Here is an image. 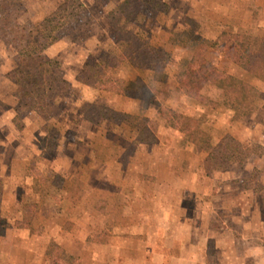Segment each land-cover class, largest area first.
<instances>
[{
    "label": "rangeland",
    "instance_id": "1",
    "mask_svg": "<svg viewBox=\"0 0 264 264\" xmlns=\"http://www.w3.org/2000/svg\"><path fill=\"white\" fill-rule=\"evenodd\" d=\"M64 1H0V168L12 167L0 172V233L21 216L22 201H39L31 232L6 236L10 255L23 264H264V68L245 70L205 48L207 60L252 85L249 114L232 107L225 78L197 97L177 89L183 61L205 47L202 38L264 36V0H79L84 9L60 28L39 26ZM135 35L169 52L164 76L128 61L113 69L145 81L138 97L86 83L85 64L121 55ZM31 41L58 81L41 111L30 96L22 104L7 76ZM122 105L140 121L111 113ZM160 108L193 120L204 145L171 127ZM226 137L241 142L247 158L208 174L206 158ZM168 175L171 182L151 187ZM153 213L160 219L148 218ZM44 223L60 229L55 239L37 234Z\"/></svg>",
    "mask_w": 264,
    "mask_h": 264
},
{
    "label": "trees",
    "instance_id": "2",
    "mask_svg": "<svg viewBox=\"0 0 264 264\" xmlns=\"http://www.w3.org/2000/svg\"><path fill=\"white\" fill-rule=\"evenodd\" d=\"M4 1V0H0ZM126 2H129L127 0ZM76 5V11L68 8ZM1 5V3H0ZM84 9L79 0H65L53 13L46 17L39 26L45 25L48 32L61 27L62 20L74 16ZM59 16L56 20L55 18ZM55 21V22H52ZM49 22H52L49 24ZM54 23V24H53ZM49 24V25H48ZM48 25V26H47ZM54 25V26H53ZM50 26V27H49ZM53 26V27H52ZM45 30V31H46ZM205 47H198L190 59L183 61V66L177 74V89L190 97H197L205 85L225 78V89L229 95L232 107L242 110L245 114L252 113L255 108V97L252 94V85L244 80L236 79L225 71L216 67L206 59L205 48L210 47L226 56L239 67L251 71L255 68H264V36L251 37L246 41H229L224 37H218L214 41L201 39L200 44ZM39 46L36 41L28 43L18 56L17 66L7 76L16 84L23 95L20 101L24 105V95L33 98L36 110L41 111V105L52 102L56 91L57 78L54 73L46 70L39 60ZM170 60V54L166 49L154 45L150 39L132 36L128 40L121 55L112 56L105 61L96 64H85L83 67L86 74V83L105 91L116 92L129 97H138L148 91L145 81L142 78L126 81L112 74L124 61L133 63L140 68L150 71L158 80L166 74V67ZM151 91V89H149ZM114 115L120 114L126 118L139 120L125 112L111 110ZM159 114L169 125L180 132L187 134L192 142L204 145L196 134L205 136L204 132L193 123L189 117L171 109L160 108ZM243 144L232 137H226L217 143L206 158L208 174L215 169L222 168L224 161H243L246 156ZM1 199V196H0Z\"/></svg>",
    "mask_w": 264,
    "mask_h": 264
},
{
    "label": "crops",
    "instance_id": "3",
    "mask_svg": "<svg viewBox=\"0 0 264 264\" xmlns=\"http://www.w3.org/2000/svg\"><path fill=\"white\" fill-rule=\"evenodd\" d=\"M116 108H118V107H116ZM119 109H121V110H119ZM115 110H119V111H122V112H125V113H128V114H134L135 113V112L132 111V109L128 108L125 105H122L121 107H119L118 109H115ZM155 114L156 113H154L152 115L151 114L143 113V115H145L147 117H153V116H155ZM138 115H140V114L138 113ZM11 120H12V118H11ZM122 122L123 123H128L127 121H122ZM11 139L12 138H10V136H9L8 143L11 142ZM146 151H147L146 154H148L149 156H151V153H152L151 150L149 148H147ZM28 161H29V164H28V166H26V168L28 167V170L31 171V169L29 168V166L31 164V161L30 160H28ZM164 166L165 165H163V167ZM171 166L172 165L170 164V168H171ZM10 169H12V167L9 164H6V166H3L2 169L0 168V172L1 171L6 172L7 170H10ZM153 174H155V173H153ZM3 175H5V174H3ZM4 179H6V177H4ZM27 179H28V177H27ZM164 179H166V180H164ZM172 180H173V178L171 176H169V175H168V179L167 178H161V177L158 178L157 177V179L154 181V178H153L152 179V182L153 183L151 184V187L152 186H155V184H158V183L167 184L168 182H171ZM50 197L53 198V197H56V196L53 195V197H52V195H51ZM147 199L148 200H151V196H148ZM2 200L3 199H0V206H2V204H1L2 203ZM22 203L23 204H22V207H21V216L18 217V218L16 217V220L14 219L13 223L8 224V226L5 225V229H6L5 230V234L0 233V242H1L0 243V263H2V264H9V263L10 264H23L21 258H17L16 256H13L14 257L13 258L12 255H10V253L8 252V249L6 248L8 243L5 241L6 236L11 235L12 232L16 236L22 235L24 233H26V236H27L31 232L30 231V227L32 225L31 222H32L33 216H35V213L39 210V201H35L34 202V201L30 200V201H22ZM150 208H151V204H150ZM43 209H44V207H42L40 209V212L45 217H51V218H58V217H60L61 218V221H63L61 215L53 212V207H52V209L48 208V212H46V211L44 212ZM153 210H154V213H155L156 212V208H154ZM154 213H153V215L148 216V218H151L152 217L154 220L160 219L159 217L157 218V216L154 215ZM74 219H76L75 216H74ZM157 221H154V223H159ZM10 225L12 226V228L10 227ZM63 225H64V223L61 224V222H60V226H63ZM2 227L3 226L1 225V228ZM47 227L49 229H47ZM157 229H161L159 227V225L157 226ZM59 230L60 229L59 228L57 229V227H56V230H55L54 227L51 228L50 225L48 226L46 223H44V229H43L42 233L40 231H37V234L38 235H41L42 234V235H44V237H46V236L49 235L50 238L53 237L55 239V236L60 233ZM117 233H121V232H117ZM164 233L166 234V230L164 231ZM85 234L87 235L86 232H85ZM84 239H86V237ZM47 243L49 244V242H47ZM62 245L64 247L67 246V245H64V244H62ZM77 254L82 255L81 253H77ZM1 259H3V260L1 261Z\"/></svg>",
    "mask_w": 264,
    "mask_h": 264
}]
</instances>
